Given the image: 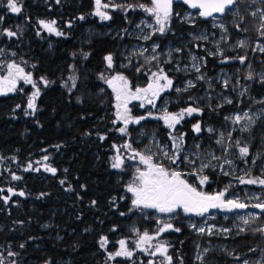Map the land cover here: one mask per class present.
<instances>
[{
	"label": "trees",
	"instance_id": "obj_1",
	"mask_svg": "<svg viewBox=\"0 0 264 264\" xmlns=\"http://www.w3.org/2000/svg\"><path fill=\"white\" fill-rule=\"evenodd\" d=\"M18 1L22 10L10 14L2 5L6 0H0V74L10 61L20 63L32 74L40 95L34 114L27 108L35 91L32 85L22 84L16 92L0 95V157L6 160L0 174V189L13 188L25 193L23 196L17 193L5 203V191H0V264H107L102 238H107V250L112 252L121 239L132 236L136 227L141 232L153 233L157 225L151 213L147 217L131 210L129 195L124 190L129 175L112 167L114 145L120 144L122 138L114 125L113 95L100 78L101 74L106 76L118 70L128 72L134 79L144 78L143 59L131 63V68L121 65L125 46L133 43L125 29L129 26L127 14L131 16L130 12L135 11L137 0L116 1L117 9L113 10L109 23H100L92 14L94 0ZM248 2L237 0L238 13L228 11L223 15L228 37L222 43L225 51L243 37L250 40L264 33V28H257L258 21L246 12ZM189 9L184 3H176L173 11L181 15ZM53 19L65 30L64 35L39 34L38 22ZM67 22H71L68 27ZM171 26L174 33L169 37L178 41L179 36L189 37L197 25L177 18ZM112 27L115 29L111 30ZM5 30L16 35L8 37ZM235 52L239 57L246 55V62L241 65L236 57L228 65L234 71L239 69L241 82L248 83L251 95L264 103V82L253 76L255 70H264V51L240 46L234 48L232 56ZM109 54L114 58L111 69L104 59ZM207 61L203 69L209 76L225 66L215 56L207 55ZM249 73H253L250 80L246 78ZM70 76L76 77L75 87ZM41 77L49 81L47 86ZM191 93L174 92L181 99L178 108ZM250 103L242 97L218 108L207 107L201 117L196 116L182 127L185 145L199 151L201 157L209 149L222 153L214 135L207 133L205 127L210 125L217 132L226 136L231 133L234 137L236 133L231 132L232 126L225 117ZM170 106L175 108L172 102ZM198 122L202 126L200 134L193 129ZM142 126L147 133L156 131L160 141L167 140L166 131L159 124L146 121ZM250 138L249 163L251 155L264 148V128L257 125ZM46 154L57 170L55 175L23 169L28 162ZM261 164L262 160L257 159L254 170L259 171ZM182 167L188 166L184 163ZM13 174L20 179H12ZM208 175L211 190H221L229 184L230 176L212 167L208 168ZM184 219H176L180 232L164 235L171 245L168 252L171 264H235L238 253L252 261L264 259V238L256 231L264 224V214L253 220L254 225L229 239L235 248L232 256L218 246L208 250L202 261L197 258L199 248H204L208 240L220 245L225 239L194 233ZM140 254L131 259L118 257L115 262L143 264L145 257Z\"/></svg>",
	"mask_w": 264,
	"mask_h": 264
},
{
	"label": "rangeland",
	"instance_id": "obj_2",
	"mask_svg": "<svg viewBox=\"0 0 264 264\" xmlns=\"http://www.w3.org/2000/svg\"><path fill=\"white\" fill-rule=\"evenodd\" d=\"M116 1L118 0H101V4H109L108 8H102L101 10L106 12L111 17V19L102 20L99 16L95 15L96 0H94V9L92 11V14L98 19L100 23H109L113 19V10L117 9ZM136 4L137 5H135V11L133 13L130 12L132 15L130 16V14H127V17L129 18V26L125 29L127 36L133 40V43L125 46V53L123 56L124 60L122 61L121 65L126 68H131V63L138 62L139 58L143 59L144 61H146V65H142L141 67V69H143L142 74L144 75V78L138 77L137 79H134L131 75L128 74V72L124 70H118L112 74L107 73L105 77L111 78L113 75L123 74L128 79L131 88L135 90V88L137 87L145 88L147 82L151 80V73L157 72L160 68H162L164 72L169 75V77L173 80L172 92H177V89H180V91L178 92H181L183 94L188 93V91H192L191 94H187V98L183 102V105L180 107V109L177 111H172L173 113H178L181 109H185L191 106L201 109L202 111L199 112V114H202L205 110H207V107L218 108L225 104L233 103L236 98L240 99L242 97H246V101L252 103L246 104V106H244L243 108L231 111L227 115V117L234 118L236 115H240L243 117V114L247 112L248 115L252 117L254 123L249 126V130L241 131V129L244 128L245 125L248 123L247 120L242 119L239 124H234L232 122V119H227L228 123L232 126L231 132L236 133L234 137H232V135L226 136L221 132H217L210 125L206 126L205 131L207 133L213 134L215 141L220 140L221 134H223V142L221 144H218L221 147L223 154L217 152L214 149H209L206 154L201 157L199 151L193 150L187 145L183 144L182 151L180 152L181 159L178 160L176 164H171L170 161L166 159L163 155V152L165 151L169 154L175 152V149L173 148V140L171 139L170 135V141L162 142L156 136L154 131L147 133L142 125L148 119H154L161 120L162 126H165L164 121L162 119H158L157 117L162 116L164 110H166L167 112L170 111L171 102L179 103L181 99L174 95H167L164 98L165 100L163 101V103H158L157 105H155V107H153V105L147 104L145 101L131 100L127 105L130 115L133 118H139L141 116H145L147 118L141 120L139 124L129 123L127 125L126 133L122 134L119 129L124 127V124L122 121L117 120L116 117V94L104 80L107 87L111 90V93L114 98L113 115L114 125L116 127L115 129L123 138L120 144L114 145V152L111 155V163L113 164L114 157H116L118 154L124 161L123 165L121 166V168H119V170L129 173V179L125 182L124 190L129 195L131 210H135L147 217H149V214L151 213L150 216L155 217L157 222L155 232H147L150 236L154 237V239L149 242V244H151V247H149V244H141L140 247H136L137 243L139 242L140 236L145 233L139 231L136 227L131 237L121 239L126 242V247L129 251L132 252V256L121 258L131 259L134 256H140V253H143L142 256L145 257V259H142L144 261L143 264H167L168 262L165 259V256H162L159 253H157L156 255H151V253L155 251V246L161 242L165 243V245L168 247V252L171 247L167 238L164 237L165 232L157 235V229L162 226L160 223H158V221H163L164 223H171L173 225V228H179L181 231V227L176 224V219L180 220L181 217L185 218L182 221L186 222L194 233L199 232L192 227L193 224H195L197 228L204 227L206 229L208 227L214 226L213 234L209 236L217 238L220 237L225 239L224 242L220 245L215 241L208 240L207 245L204 248L198 249V261L203 260L208 250H212L213 248H216L218 246H221L222 249L228 251L229 255L232 256L234 254L235 248L232 245V241H230L229 239L232 236L241 234V228H243L245 231L250 225H254L253 220L248 225L243 224L241 217L248 218V214L254 213L256 214L255 219H257L262 214H264V212H261L260 209L251 207L252 204L258 202L257 200L253 199V197L259 196L261 200H264V186H261L259 184H240L239 180L237 179V177L239 176H244L245 179L256 177L264 179V148L258 150L257 152L251 155V157L249 158L250 163L247 160L249 154L246 157L241 158L239 153V147H248L251 144L250 134L254 131L255 127L257 125H261L264 128V103L261 102L262 99H258L251 95L248 83L243 84L241 82V73L239 69H237V71H234L232 70V67H230V65L228 64L234 63V61H236V57L241 65L246 62V55L241 56L244 57L243 63L240 62V57L237 56V52H235L236 54L232 56L234 48L240 47L241 42H243L242 47H245L247 50L252 49L253 51L263 52L261 51V49L264 48V34L261 33L260 35H257L256 37H253L250 40L246 39V37H243V39L238 40L235 46H231L228 51H225V47L222 43L228 41V37L227 25L224 16H214L205 18L200 17L198 11H193L191 9L185 11L181 15L178 12L173 11L172 16L167 23L166 31L161 34L159 32L154 31V29L158 27V25L155 24L154 17L138 7V5L140 4L151 6L150 0H137ZM2 5L4 6L5 12L15 14L8 7V0H6V2H3ZM17 6L20 7L22 10V5L18 0ZM245 9L246 12L252 16V18L258 21L259 25L257 26V28H264V20L261 19V12H264V0H249V2L245 6ZM231 13H238V8L236 4L233 6V10H231ZM253 13H256V15H253ZM137 14L140 15L139 18L136 21H133ZM177 18L180 22H185L187 24L197 26L191 32H189V37L182 38V36H179L181 39L178 41H174L173 39H170L169 36L174 33V29L171 25L174 19ZM53 20L56 21V28L60 30L59 22L56 19ZM66 24L68 27L69 25H71V22H67ZM149 25H151V27H149ZM113 29L115 28L112 27L111 30ZM118 32L119 31H117L116 33ZM39 34H45L47 35V37L55 35L54 33H48L41 26ZM145 35H148L151 38L148 40H144L143 37ZM201 36L206 37V39H198V37ZM154 48L155 51H153ZM144 49L147 50L144 52V55H139L140 51ZM207 55L217 57V59H219L220 61L219 63L225 65L220 67L217 71V74L214 76H209L207 72L203 69L204 65H206L208 62ZM153 56L156 57L155 60L151 59V57ZM193 56L197 57L195 61L192 59ZM225 58H227V60H225ZM13 62L22 67L25 73H30L23 65L17 63L16 61H10L9 63ZM193 64L199 66V72L195 70ZM253 73V76L256 75L259 81L264 82L263 69L260 68L258 70H255ZM6 74L7 67L6 70L0 75ZM199 76H202L203 79H197V77ZM248 76L249 75H247L246 78L250 80ZM189 81H191L195 86L189 87ZM198 81H202V83H198ZM225 81H227V86H225ZM17 83L19 87L22 84H27L23 81H17ZM184 89H187V91H185ZM228 100H230L231 103H228ZM241 103L242 102H239V104ZM141 104H143L144 106L141 107ZM122 110L123 109H121V111ZM136 110L141 111L142 114H136ZM149 113H151L152 115L149 116ZM189 117H191V115L185 114L183 120ZM209 128L214 129V131L209 132ZM136 130L137 132L135 133L134 131ZM170 133L172 136H179L183 134L179 127H176V129L171 130ZM183 137L185 140L184 134ZM237 140L240 141L239 146L236 145ZM126 143L130 144L131 148L123 147V145H125ZM117 149H119V153H117ZM137 152L143 155H153L154 161H159L163 163L166 167L177 169L183 173H191L194 169H199L202 163H210V167H212L214 170H218L222 173H229V184L221 190H217L216 188L215 190H211L209 185L211 179L209 178L208 182L205 185L201 186L200 190L209 194H214L226 190L224 199L227 200L238 198L239 200L248 203L250 206L246 209L234 210L232 212H225L220 209H212L209 210L208 213H205L204 216H197L192 213L186 214L182 210H178L176 213H159L155 209L135 208L132 205V194L127 191V187L130 183L133 182L137 174L136 169L138 167L141 169L145 167L144 165L140 164L139 157L135 156V153ZM213 155L215 157H218L219 159H212ZM45 156L48 157L47 161L43 159ZM192 157L198 159V161H195L194 165L188 163V160H193ZM50 158L51 157L49 154L39 156L35 158L32 162H28L25 166H23V169H26L28 165L31 164L30 171L44 170L45 164L51 166ZM257 159L262 160V164L259 171H256V168L254 170V164L256 163ZM226 160L232 161V164L229 165L225 163ZM253 160H255V163H253ZM5 161V159L0 157V174L5 168L3 167ZM184 163L188 166L187 168L182 167V164ZM208 168H205L202 174L207 175L209 177ZM185 178L188 179V181L190 183H193L194 185L199 184V176L187 175ZM8 189L9 188L2 189L3 191H5L4 198L10 197L11 199V197H13V195L15 194H13V192H9ZM13 190L16 194L20 193L15 189ZM10 199H8V201ZM224 228H227L230 231H221ZM259 228H264V224L259 225ZM171 231L172 230L166 231V233ZM204 234H207V232H205ZM262 236L264 238V234H262ZM102 249L104 250L105 261L107 262V264H117L115 260L118 257H115L114 259H109V253L114 254L116 251H119L120 244H118V248L112 252L107 250V243L104 247H102ZM144 249H147V251H145ZM168 252L167 255L169 256ZM2 261L3 260H1V263ZM245 261H247L248 264H261L264 259L262 257H258L255 261H252L248 257L238 253L235 256V260L233 261V263L245 264Z\"/></svg>",
	"mask_w": 264,
	"mask_h": 264
},
{
	"label": "snow or ice",
	"instance_id": "obj_3",
	"mask_svg": "<svg viewBox=\"0 0 264 264\" xmlns=\"http://www.w3.org/2000/svg\"><path fill=\"white\" fill-rule=\"evenodd\" d=\"M60 0H57L59 3ZM237 0H183V3L190 6L193 9H199L200 17H212L214 13L225 14L228 11L233 10V6L236 4ZM151 6H146L144 4L138 5L139 8L143 9L146 13L150 14L155 19V24L158 25L154 29L155 32H159L163 34L166 31V26L168 21L170 20L173 14V0H150ZM8 7L13 13H19L21 8L17 6V0H8ZM109 4H101V0H96V11L95 15L99 16L102 20L111 19V17L104 11L102 8H108ZM131 7V6H130ZM256 15V13H253ZM80 19H84V17H80ZM261 19L264 20V12H261ZM39 25L45 29L48 33H54L57 36L64 35L63 32L59 31L56 28V21H45L40 20ZM70 26V25H69ZM151 27V25H149ZM222 27V26H221ZM8 37H13L16 35L15 32L10 30H5ZM264 34V33H262ZM151 37L145 35L143 37L144 40H148ZM198 39H206V37L201 36ZM241 46H243V42H241ZM146 49L141 50L139 55L143 56ZM155 51V48L153 49ZM179 51V50H177ZM264 51V48L261 49ZM2 52V50H0ZM87 54H85V58ZM106 65L109 69L113 67V57L111 54L105 56ZM152 60H155L156 57H151ZM194 61L197 57L193 56ZM240 62H244V57H240ZM227 60V58H225ZM7 74L0 75V95H7L10 92L17 90V81H23L24 83L31 84L35 91L32 93L31 97L28 99L27 108L31 110V114H34L37 110L36 107V99L40 95V89L36 86V84L32 80V76L30 73H25L24 69L20 67L16 63L7 64ZM193 67L197 72L200 71L199 66L193 64ZM139 72L140 69L137 68ZM101 79L105 80V82L112 88L113 92L116 94L115 99L117 101L116 108L117 120L123 122L124 127L120 128L119 131L124 134L127 131V125L129 123H137L139 124L141 120L146 119L147 117L141 116L139 118H133L130 115L129 109L127 107L128 103L131 100H141L145 101L147 104L153 105L155 107V100L160 96L162 92L168 90L173 85V80L168 77V75L164 72L162 68H160L157 72L151 73V80L148 83L147 87L140 88L137 87L133 90L130 86L128 79L123 74L113 75L111 78H106L103 74H101ZM249 79H252L251 73L248 76ZM69 79L73 81L72 87H75V76H70ZM197 79H203L202 76L197 77ZM41 80L45 86L49 84V81L45 80L41 77ZM67 86V85H65ZM189 87H194L195 85L189 81ZM225 86H227V81H225ZM187 91V89H184ZM71 91V89H69ZM180 91V89H177ZM231 103L230 100L227 101ZM144 105L141 104V107ZM19 107V105H17ZM121 109H123L121 111ZM202 110L197 107H188L185 109H181L178 113H169L166 110L163 111V115L157 117L158 119H162L164 124L169 129H175V126L180 123V121L184 118L185 114L191 115L193 113L201 112ZM26 114H29L26 112ZM149 116L152 114L149 113ZM225 119H232L234 124H239L242 119L247 120L248 123L245 125L241 131L249 130V126L254 123L252 117L248 115L247 112L243 114V117L240 115H236L234 118L225 117ZM195 132L199 133L201 131V126L199 123L193 126ZM209 132L214 131V129L209 128ZM171 139L173 140V148L175 152L169 154L168 152H163V155L166 159L170 161L171 164H176L178 160L181 159L180 152L182 151V147L184 144L183 134L179 136H172L169 134ZM231 136V133H229ZM104 139V137H101ZM223 142V134H221V139L217 140V144H221ZM240 141H236V145L239 146ZM125 148H131L130 144L123 145ZM199 147V146H197ZM117 153H119V149H117ZM240 157H246L249 154V148L247 146L239 147ZM135 156L139 157L140 164L144 165L143 169H136V176L132 183H130L127 187V191L132 194V205L135 208H143V209H155L159 213H176L178 210H182L184 213H192L197 216H204L205 213H208L210 209H220L225 212H232L234 210L246 209L250 205L241 200L237 199H224L225 191H220L214 194L206 193L200 190L201 186L205 185L209 177L207 175H203V171L205 168L210 167V163H202L199 169H194L191 173H183L177 169H172L166 167L163 163L159 161H154L153 155H143L141 153H135ZM45 161L48 160V157L45 156L43 158ZM212 159H219L218 157L212 156ZM39 163V162H37ZM124 161L121 159L119 154L114 157V162L112 164L113 168L119 169L123 165ZM188 163L195 164V160H188ZM225 163L231 165L232 161L226 160ZM255 163V160H253ZM222 167V166H221ZM31 169V164L25 169L28 171ZM38 170V169H36ZM44 170L47 172H51L53 175L56 173V168L51 167L50 165L45 164ZM66 171V170H65ZM187 175L199 176V184L194 185L190 183L188 179L185 177ZM224 175H229L228 172H224ZM12 179L18 180L19 176L13 174ZM240 184H259L264 186V179L256 177V178H248L245 179L244 176L237 177ZM61 184L64 183L63 180L60 181ZM71 190V189H68ZM0 191H3L0 189ZM9 192H13L16 194L13 189L9 188ZM19 195H25L24 192L18 193ZM43 195V194H42ZM10 197H5L4 202L7 203ZM253 199L258 202L252 204L251 207L260 209L261 212H264V200H261L259 196L253 197ZM93 203H95L93 201ZM123 215V213H122ZM256 218V214L250 213L248 214V218L241 217L243 224L248 225L252 220ZM162 226L157 229V235L169 231L174 230L179 232V228H173L171 223H164L163 221H158ZM192 227L198 231L199 233L207 232L208 235L213 234V227H208L207 229L204 227L197 228L195 224ZM223 232L230 231L227 228L222 229ZM241 232L244 231L243 228L240 229ZM256 231L264 234V228L256 229ZM154 237L150 236L147 232L143 233L140 236L139 242L136 247H140L141 244H149ZM107 243V238L104 237L101 239V247H104ZM120 250L116 251L114 254L109 253V259H114L115 257H131L132 252L129 251L126 247V242L124 240L119 241ZM23 247V245H21ZM151 247V244H149ZM147 251V249H144ZM168 247L165 243L161 242L155 246V251L151 253V255H156L159 253L162 256H165L168 264H171L172 257L167 255ZM9 255H13V253H9ZM245 264H248L245 261Z\"/></svg>",
	"mask_w": 264,
	"mask_h": 264
},
{
	"label": "flooded vegetation",
	"instance_id": "obj_4",
	"mask_svg": "<svg viewBox=\"0 0 264 264\" xmlns=\"http://www.w3.org/2000/svg\"><path fill=\"white\" fill-rule=\"evenodd\" d=\"M59 31H61V32H63V33H65V30L64 29H60ZM150 82V80L147 82V84H146V86L145 87H147V85H148V83ZM18 84V83H17ZM26 85H28V84H26ZM30 85V84H29ZM17 87L19 88V86L17 85ZM167 95H174V92H172V89L170 90V91H167V90H165L164 92H162L161 94H160V96L155 100V105H157L158 103H163V101L165 100L164 98L167 96ZM174 96H176V95H174ZM113 101H114V98H113ZM172 103H174V106H175V108H172L171 106H170V111H169V113H173L172 111H177V110H179L180 108H178V103L177 102H172ZM150 105V104H149ZM135 113L136 114H139V113H141V111H139V110H136L135 111ZM142 114V113H141ZM203 114V113H202ZM202 114H199V112L198 113H193V114H191V117H189V118H187V119H182L181 121H180V123L179 124H177L176 126H175V129H176V127H179L180 129H181V132H182V127L184 126V124H186V122L187 121H191V120H193L196 116H202ZM147 121H151V122H153V123H155V124H159L160 125V128H162V129H165V131H166V136L168 137L167 138V140L166 141H164V142H167V141H170V138H169V134H170V131L171 130H174V129H169L165 124V126H162V121L161 120H154V119H148ZM199 123V122H198ZM200 124V123H199ZM195 124H193V126H194ZM200 126H201V124H200ZM201 130H202V126H201ZM154 131V130H153ZM155 132V134H156V131H154ZM183 133V132H182ZM196 134H200L201 133V131L199 132V133H197V132H195ZM184 134V133H183ZM156 136H157V134H156ZM158 137V136H157ZM122 138V137H121ZM159 138V137H158ZM123 139V138H122ZM160 139V138H159ZM184 144H186V141L184 140ZM122 172H124V171H122ZM126 173V172H125ZM126 174H128L129 175V173H126ZM125 185V184H124ZM210 210H212V209H210ZM176 224L179 226V222H177V220H176ZM180 232V231H179ZM167 233H178V232H176V231H171V232H167ZM166 232H165V234H167Z\"/></svg>",
	"mask_w": 264,
	"mask_h": 264
},
{
	"label": "water",
	"instance_id": "obj_5",
	"mask_svg": "<svg viewBox=\"0 0 264 264\" xmlns=\"http://www.w3.org/2000/svg\"><path fill=\"white\" fill-rule=\"evenodd\" d=\"M176 3H183V0H173V8H174V5L176 4ZM188 6V5H187ZM191 10H193V11H198L199 12V9H193V8H191L190 6H188ZM224 14H219V13H214L213 14V16L212 17H214V16H223ZM168 77H169V75H168ZM170 78V77H169ZM171 79V78H170ZM172 89V87L170 88V89H168L167 91H170Z\"/></svg>",
	"mask_w": 264,
	"mask_h": 264
}]
</instances>
